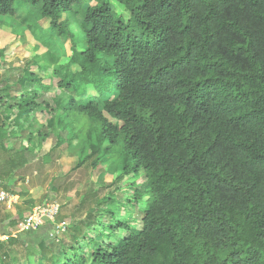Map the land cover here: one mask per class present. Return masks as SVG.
Wrapping results in <instances>:
<instances>
[{
    "label": "trees",
    "instance_id": "16d2710c",
    "mask_svg": "<svg viewBox=\"0 0 264 264\" xmlns=\"http://www.w3.org/2000/svg\"><path fill=\"white\" fill-rule=\"evenodd\" d=\"M115 1L127 17L107 0H0V27L20 19L47 45L2 80L0 175L27 163L8 141L55 83L38 137L63 130L76 167L115 172L89 214L98 239L81 235L90 264H264V0ZM5 234L1 257L22 241ZM77 244L49 264H86Z\"/></svg>",
    "mask_w": 264,
    "mask_h": 264
},
{
    "label": "rangeland",
    "instance_id": "374dc122",
    "mask_svg": "<svg viewBox=\"0 0 264 264\" xmlns=\"http://www.w3.org/2000/svg\"><path fill=\"white\" fill-rule=\"evenodd\" d=\"M107 1L117 13L127 17L128 13L121 4L115 0ZM95 3L96 1H91L90 4ZM19 20H15L14 25L0 27V86L4 78L13 82L21 74V69L26 63L47 50L45 38L40 36L42 32L39 29L26 27V25H21L16 29V23ZM39 25L47 31L46 21H40ZM69 45V41L64 38L53 45V49L64 52V57L60 60L62 62H65L70 55ZM30 68L37 72L35 66ZM48 72L50 69L47 70ZM44 81L48 82L47 79ZM89 92L94 93L91 89ZM59 94L65 95L53 83L51 89L41 97L44 101L39 100L40 106L25 122L24 129L18 131L17 135L8 141L13 152L23 154L27 163L16 169L15 173L6 174L4 171L0 175V182L5 181L7 184V188L0 186V190L12 194L16 200L10 206L0 203V240H6L4 232L7 230L13 233L17 229V226L11 228L8 222L16 217L18 212L27 215L34 206L53 200L60 205L57 220L66 223V230L53 232L50 230L51 226L46 224L38 230L39 232H19L22 241L13 245L9 255L1 257L2 252L0 251L2 264H22L26 261L30 264H49L52 259H62L65 254H71V246L77 244L73 235L78 236L77 245L81 246L86 254V264H90L89 248L85 245L81 235L97 237L92 227L96 224L91 222L94 219L89 214L97 209L96 200L105 192V186L111 184L115 172L110 162H101L93 168L88 160L76 167L81 154L79 150L81 141L73 139L71 142L60 143L58 141L60 137L66 138V132L63 130H50L48 137L44 139L38 137L37 130H45L46 122L50 118L45 103L53 105L52 99ZM5 128L15 130V125ZM1 157L0 162H2ZM3 167V165L0 167V171H3ZM137 184H142V178L137 179ZM112 188L111 186L110 189ZM115 196L119 197L120 192L116 191ZM21 220L23 219H19L20 222ZM87 231L89 233H86ZM121 233L125 234L119 231L117 235ZM39 237L45 239L46 244L43 247L31 246L30 242L34 244L41 242ZM40 253L43 254V258L39 257Z\"/></svg>",
    "mask_w": 264,
    "mask_h": 264
},
{
    "label": "built area",
    "instance_id": "2783aa9c",
    "mask_svg": "<svg viewBox=\"0 0 264 264\" xmlns=\"http://www.w3.org/2000/svg\"><path fill=\"white\" fill-rule=\"evenodd\" d=\"M14 200V196L0 190V203L10 206ZM59 203L56 200L41 203L34 206L25 218L18 224L17 229L11 232L10 236H16L19 232H33L40 229L43 225H50L51 231L63 232L66 230V223L58 221L57 215L59 212ZM9 234H5L4 239H7Z\"/></svg>",
    "mask_w": 264,
    "mask_h": 264
},
{
    "label": "crops",
    "instance_id": "0c3cea01",
    "mask_svg": "<svg viewBox=\"0 0 264 264\" xmlns=\"http://www.w3.org/2000/svg\"><path fill=\"white\" fill-rule=\"evenodd\" d=\"M39 230H41V228L39 229ZM39 232V231H38ZM46 233V232H45ZM46 235V234H45ZM44 236V235H43Z\"/></svg>",
    "mask_w": 264,
    "mask_h": 264
}]
</instances>
